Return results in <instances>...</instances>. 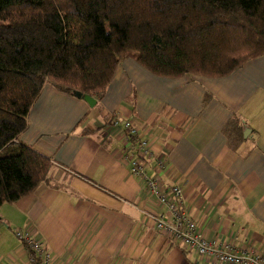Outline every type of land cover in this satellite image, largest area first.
I'll list each match as a JSON object with an SVG mask.
<instances>
[{
  "label": "crops",
  "instance_id": "0c3cea01",
  "mask_svg": "<svg viewBox=\"0 0 264 264\" xmlns=\"http://www.w3.org/2000/svg\"><path fill=\"white\" fill-rule=\"evenodd\" d=\"M93 98L91 107L44 84L18 140L51 158L47 180L2 204L0 225L43 239L52 264H223L156 229L152 216L166 210L130 171L124 131L112 126L130 120L207 240L264 253V55L221 77L160 76L125 58ZM155 173L149 163L146 176ZM11 231L0 226V264H28Z\"/></svg>",
  "mask_w": 264,
  "mask_h": 264
},
{
  "label": "trees",
  "instance_id": "16d2710c",
  "mask_svg": "<svg viewBox=\"0 0 264 264\" xmlns=\"http://www.w3.org/2000/svg\"><path fill=\"white\" fill-rule=\"evenodd\" d=\"M261 55L264 0H0V206L47 180L51 158L18 140L45 83L100 96L125 58L221 77Z\"/></svg>",
  "mask_w": 264,
  "mask_h": 264
},
{
  "label": "built area",
  "instance_id": "2783aa9c",
  "mask_svg": "<svg viewBox=\"0 0 264 264\" xmlns=\"http://www.w3.org/2000/svg\"><path fill=\"white\" fill-rule=\"evenodd\" d=\"M112 126L124 131L122 157L129 164L130 171L144 179L148 193L166 210L158 216H152L158 231L183 247L201 256L217 259L223 264H264V253L252 245L238 246L235 241L237 239L217 244L207 240L183 208L181 188L175 184H164L161 173L167 170L165 159L152 149L150 141L141 135L138 127L130 120L120 123L116 119ZM149 163L156 173L146 176L145 167ZM15 235L29 252L28 264H52L51 254L43 239L37 238L27 229L16 228Z\"/></svg>",
  "mask_w": 264,
  "mask_h": 264
},
{
  "label": "water",
  "instance_id": "95a60500",
  "mask_svg": "<svg viewBox=\"0 0 264 264\" xmlns=\"http://www.w3.org/2000/svg\"><path fill=\"white\" fill-rule=\"evenodd\" d=\"M75 96L79 97V98H82L91 107L94 106V104L96 103V99L93 98V96H91L89 94H82L81 92H75ZM245 135H246V133H245Z\"/></svg>",
  "mask_w": 264,
  "mask_h": 264
},
{
  "label": "rangeland",
  "instance_id": "374dc122",
  "mask_svg": "<svg viewBox=\"0 0 264 264\" xmlns=\"http://www.w3.org/2000/svg\"><path fill=\"white\" fill-rule=\"evenodd\" d=\"M0 226H1V228H2V226H4L9 232L11 231V229H10L9 227L5 226V224L0 225ZM15 230H16V228H13V230L11 231V232H13V235H15ZM15 236H16V235H15ZM2 241H3V239H2ZM3 243H4V241H3ZM3 243L1 242L2 247L4 246ZM0 249H1V248H0Z\"/></svg>",
  "mask_w": 264,
  "mask_h": 264
}]
</instances>
